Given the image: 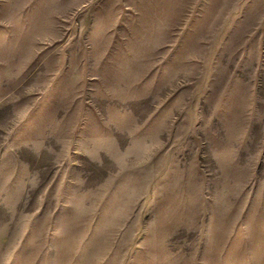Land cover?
<instances>
[{
	"label": "rangeland",
	"instance_id": "1",
	"mask_svg": "<svg viewBox=\"0 0 264 264\" xmlns=\"http://www.w3.org/2000/svg\"><path fill=\"white\" fill-rule=\"evenodd\" d=\"M0 264H264V0H0Z\"/></svg>",
	"mask_w": 264,
	"mask_h": 264
}]
</instances>
